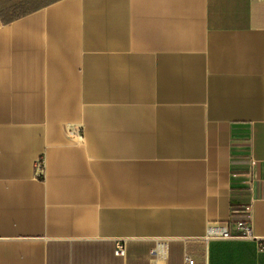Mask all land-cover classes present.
Returning a JSON list of instances; mask_svg holds the SVG:
<instances>
[{"label": "crops", "instance_id": "1", "mask_svg": "<svg viewBox=\"0 0 264 264\" xmlns=\"http://www.w3.org/2000/svg\"><path fill=\"white\" fill-rule=\"evenodd\" d=\"M18 7H0V264H264V0ZM240 221L252 238L209 237Z\"/></svg>", "mask_w": 264, "mask_h": 264}, {"label": "built area", "instance_id": "2", "mask_svg": "<svg viewBox=\"0 0 264 264\" xmlns=\"http://www.w3.org/2000/svg\"><path fill=\"white\" fill-rule=\"evenodd\" d=\"M79 139H82L81 135L77 136ZM36 168L39 172H43L44 169V163L42 160H39L37 162ZM237 227V233L233 234L230 233L228 229H222L221 231H210L209 237L211 238H217V239H240V238H252V230L250 227L246 225L245 222L240 221L236 223ZM259 249L260 251H264V241L259 242ZM117 256H124L125 255V248L124 245H119L118 249L116 251ZM189 264H194V261L191 259H188Z\"/></svg>", "mask_w": 264, "mask_h": 264}, {"label": "rangeland", "instance_id": "3", "mask_svg": "<svg viewBox=\"0 0 264 264\" xmlns=\"http://www.w3.org/2000/svg\"><path fill=\"white\" fill-rule=\"evenodd\" d=\"M24 1L25 0H0V7L1 8H5V7H9V6H12L14 5L15 6H19V4H22L24 5ZM26 4V3H25ZM20 9H23V8H20Z\"/></svg>", "mask_w": 264, "mask_h": 264}, {"label": "trees", "instance_id": "4", "mask_svg": "<svg viewBox=\"0 0 264 264\" xmlns=\"http://www.w3.org/2000/svg\"><path fill=\"white\" fill-rule=\"evenodd\" d=\"M34 0H32V2H33ZM31 2V1H30ZM36 4H37V1L35 2ZM34 3V4H35ZM38 6H42L41 4H39ZM37 7V6H36ZM19 9H18V11H16L13 15H12V17H11V19H16L17 17H19L21 14H24V13H26V11H28V10H26V9H20V8H24V5H21V6H19L18 7Z\"/></svg>", "mask_w": 264, "mask_h": 264}]
</instances>
